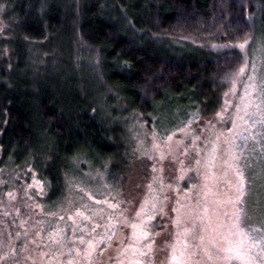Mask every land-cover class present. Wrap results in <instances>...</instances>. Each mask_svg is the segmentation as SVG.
<instances>
[{
  "label": "trees",
  "instance_id": "1",
  "mask_svg": "<svg viewBox=\"0 0 264 264\" xmlns=\"http://www.w3.org/2000/svg\"><path fill=\"white\" fill-rule=\"evenodd\" d=\"M1 15L9 29L0 31V233L7 226L8 237L30 218L22 186L40 184L42 232L74 196L122 188L120 117L164 137L215 114L242 63L239 47L264 40V0H0Z\"/></svg>",
  "mask_w": 264,
  "mask_h": 264
},
{
  "label": "rangeland",
  "instance_id": "2",
  "mask_svg": "<svg viewBox=\"0 0 264 264\" xmlns=\"http://www.w3.org/2000/svg\"><path fill=\"white\" fill-rule=\"evenodd\" d=\"M239 48L215 114L164 137L120 117L122 188L74 196L42 232L40 184L22 186L30 218L1 230L0 264H264V40Z\"/></svg>",
  "mask_w": 264,
  "mask_h": 264
},
{
  "label": "snow or ice",
  "instance_id": "3",
  "mask_svg": "<svg viewBox=\"0 0 264 264\" xmlns=\"http://www.w3.org/2000/svg\"><path fill=\"white\" fill-rule=\"evenodd\" d=\"M237 258H239V254H237Z\"/></svg>",
  "mask_w": 264,
  "mask_h": 264
}]
</instances>
